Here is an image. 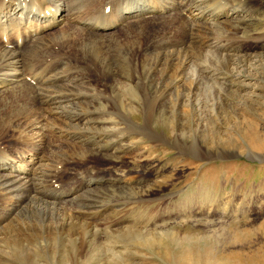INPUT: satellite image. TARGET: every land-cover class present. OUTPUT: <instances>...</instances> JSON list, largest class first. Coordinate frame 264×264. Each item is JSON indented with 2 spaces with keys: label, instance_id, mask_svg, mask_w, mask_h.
Listing matches in <instances>:
<instances>
[{
  "label": "rangeland",
  "instance_id": "rangeland-1",
  "mask_svg": "<svg viewBox=\"0 0 264 264\" xmlns=\"http://www.w3.org/2000/svg\"><path fill=\"white\" fill-rule=\"evenodd\" d=\"M56 1L51 0L50 3L59 9L64 8L68 3V0ZM108 1L110 0L106 3ZM128 1L114 0L111 6L118 5L111 9L134 8V6L127 7ZM224 2L228 7L233 4L246 7L247 13L243 14L244 17L250 16L256 19L242 30L235 27L240 25V22L236 23V20L240 19L237 15L232 16L230 13L227 19L223 18L219 24L214 19V14L209 13L208 20L204 22L207 33L205 35L200 32V34L213 38V41L209 42V44L213 43L210 44L211 46L200 48L191 44L187 48V44L179 39L184 36L185 27H180L179 21H175V18L168 19L169 17L162 20L154 16L148 17L138 23L126 27L116 26V29L104 32L111 33L103 36L105 50L102 56H105L100 62L98 59L97 64L106 65L110 60L118 61L116 57L124 56L132 64L133 71L141 75L139 76V79H142L141 84L146 83L156 94L158 92L161 94L160 87L165 79L162 72L163 69L167 70L169 61L154 69L155 65L152 63L157 58V52L153 50L171 43L176 45L180 41L177 43L179 46L169 49L166 55L170 57L173 54L172 58L176 60V65L181 67L184 65L185 69L182 72L184 80L181 77L183 84L187 80L188 82L194 80V83H201V88L196 95H193L192 90L186 85L180 92L181 107L176 101L177 107L171 108L169 102L177 99V86H182V83L175 86V82L172 88L161 96L162 103L168 105L166 111L169 110L172 117L170 124L161 121L158 125L156 120L153 123L148 122L144 110L145 104L141 105L139 110L138 108L135 110L137 114L133 117L114 105L113 99L107 100L112 107L109 111H105L103 105L95 104L90 98L81 96V99L76 100L74 107L65 103H62L61 107L63 106L64 110L71 114L87 109L97 112L94 111L87 118H84L86 115L80 119L69 117L67 126H64L72 133L75 131L74 133L81 136V139L91 138L97 143L88 142V144L86 141L82 143L81 139L68 142L65 138L47 135L48 144L44 148L49 158L54 152L64 154L66 149L72 150L73 144L77 147V154L81 150L87 153L90 150L97 151L103 145L108 147L105 151L98 149L102 156L93 153V157H90L84 165L75 161L68 162L63 169L61 165H55L58 170L57 176L54 175L55 179L51 180L53 183L62 184L63 181H67L63 184H68L74 179L72 173L76 175L81 172L90 173L91 170L99 171L100 177H104L105 181L81 186L60 200L49 198L50 212L48 208L45 211L49 212L52 218L54 217L53 220L59 217L56 216L57 205L60 209L64 203L72 208L79 206L83 208L93 204L92 209L102 213L97 218L101 229H105L108 223L106 221L123 220L125 223L119 226L118 233L126 232L128 229L144 232L148 223L147 216L152 212L150 216L156 214L154 222L147 226L152 229L151 232L158 234L157 238H159V234L164 229L176 238V242L173 243L166 240L163 245L140 249L125 248V244L131 243L119 240L120 242L116 244V252L122 256L123 264H264V148L253 146V140L254 143H264V0H258L252 5L247 4V0ZM238 8L241 10V7ZM177 14L178 11L172 8L166 16L174 17ZM224 21L228 23H223ZM241 26L244 27L242 24ZM58 30L59 26L55 25L45 33L56 34ZM90 39L94 41L93 38ZM229 41L236 49L227 52L222 47ZM21 49L23 54H27L29 45L26 43ZM143 62L148 64V68L147 66L143 68ZM83 64L78 68L80 79L85 77L91 82L96 95L110 97L109 92L103 91L102 86L105 83L110 90L116 80L108 78V73L106 78L101 75L100 67L99 69L95 65L86 67ZM73 67L75 69L74 64L71 69ZM149 67L153 68V73ZM74 81L76 82L77 78H74ZM119 84L116 81V90L118 87L120 89ZM76 85H78L77 92L86 93L90 90L84 85L80 86L79 83ZM122 87L120 91H123ZM58 89L65 91L64 87H57ZM22 96L24 97L13 93H0V119L8 116L7 106L26 100L27 96L24 98ZM88 101L93 105L86 106ZM102 101L106 106V100ZM127 106L126 108H129ZM133 107L135 109L137 106L133 104ZM186 107L193 111L190 112L192 115L190 125L183 129L179 124V116L175 114L181 112L182 123L184 121L187 123L184 112ZM75 141H78L77 144ZM12 143L15 142L9 140L2 149L9 151L14 146ZM127 148L129 149L126 152ZM120 150H124V154L122 152L120 154ZM104 154L115 156L118 154L124 157L114 163L104 157ZM39 164L40 162H37L35 167L38 173L29 176V179L49 173L50 169ZM17 174L19 175L15 173ZM48 187L46 185L44 188L49 189ZM2 192L11 199L17 194L12 189H5ZM135 192L138 194L136 195ZM33 194L32 192V196ZM26 204L19 211L17 218L31 213L32 207H34L32 209H40L38 199L35 197H30ZM186 204L189 212L183 216L185 218H182L178 213ZM163 220L167 222L161 223ZM110 235L109 237L104 235L102 237L104 239L99 238L98 241L102 246L100 255L104 254L101 264H117V260L109 252L115 240V235ZM91 239H94V236ZM91 253L90 256L86 255L83 258H71V261L73 264H80L90 259L89 263L93 264L96 259L91 260L93 258ZM66 260L68 259L62 261L63 264Z\"/></svg>",
  "mask_w": 264,
  "mask_h": 264
},
{
  "label": "bare ground",
  "instance_id": "bare-ground-1",
  "mask_svg": "<svg viewBox=\"0 0 264 264\" xmlns=\"http://www.w3.org/2000/svg\"><path fill=\"white\" fill-rule=\"evenodd\" d=\"M106 1L68 0L67 5L59 9L50 3L51 0H0V93H13L14 95L27 96L23 102L7 106L9 111H6V114L8 116L0 119V264H29L30 260L31 264H63L62 261L66 258L68 260L64 261V264H73L71 258L75 257L77 259L79 257H86V255L90 256L91 252V257H93L91 260L96 259V261H93V264H101L104 254L102 256L100 255L102 254V246L98 241L104 235L111 236L110 234L112 236L115 235V240L113 243L114 246L109 252L117 260V264H123L122 256L116 252V244L119 240L121 242H130L131 244L129 245L125 244V248L132 247L133 249L143 247L152 248L155 245H163L166 240L172 243L176 242V238H173L169 231H164L163 229V232L159 234V238H157L158 234L156 235L151 232L152 229H149L147 226H149V223L154 222L156 214L150 216L152 212L147 216L148 223L145 225L146 230L144 232L128 229L126 232L118 233L119 226L125 223L123 220L114 222L106 221L108 223H106L105 229H101L97 218L102 213L95 212L92 209L93 204L91 206L86 205L83 208L80 206L72 208L67 207L63 202L64 204L60 206V209L58 208L59 205H57L55 210L57 212L56 216L59 217L53 220L54 217L52 218L49 213V198L60 200V198L81 186H90L93 183L97 184L105 181L104 177H100L99 171L91 170L90 173L81 172L77 173V175L72 173L71 176L74 179L68 184H63L67 181H63L62 184H59V182L53 183L51 180L55 179L54 175L57 176L56 173L58 170L55 165H61L62 169L66 168L67 163L70 161L84 165L90 157H93V153L102 156L99 150L105 151L108 147L103 145L98 148L99 150H90L88 153L78 147L81 151L77 154V147L73 144L71 146V148L73 147L72 150L68 148L64 154L54 152L49 158L44 148L48 144L47 135L51 134L54 137L65 138L68 142L70 140L73 142L75 139L80 141L81 136L79 137L74 133L75 131L72 133L69 131L70 129L65 128L64 125L67 126L68 124L67 119L69 117L80 119L85 115L86 117L84 118H87V116L92 115L91 113L96 110L87 109L71 114V112L67 113L61 105L65 103L74 107L77 103L76 100L81 96L90 98L95 104L103 105V110L105 111H109L112 107L107 100L111 99L112 101L113 99L114 102L112 103H115L114 105L120 107L131 116L133 115V117L134 114H137L135 110L137 108L139 110L140 106L145 104L144 110L147 113L148 122L153 123L156 120L158 125L161 121L166 124L171 123L172 117L170 112L169 110L166 111V106L168 105L162 103L161 96L169 88H172L175 82V86L181 85L180 83H182V72L185 69L183 67L184 65L182 67L177 66L175 63L176 60L172 58L173 54L170 57L166 55L169 49L174 48V46H179L177 43L180 41H176V45L171 43L162 46V44L161 48L153 50V52H157V58L152 63L155 65L154 69H158L164 62L169 61L167 70L163 69L164 72H162V76H165V79L160 87L161 94H158L159 92L156 94L149 89L146 83L141 84L142 79H139L141 75L133 71L132 64L124 56L116 57L118 61H107L108 63L106 65L100 66L97 64L98 59L100 62V59L105 56H102L105 50L103 48V36L110 35L111 33H104L105 31L113 28L116 29V26L120 27L121 25H125L126 27L153 16L160 20L167 17H169L168 19L175 18V21H179L180 27H185L183 29L185 30L184 36L179 39L187 44L186 47L195 44L203 48V46H211L210 44H213H209L210 41H213V38L200 34V32L205 35L207 33L204 22L208 20L209 13L210 15L214 14V19L218 23L223 18L226 20L230 13H232V16L237 15L240 19L236 20V23L240 22V25H236L235 27L241 28L242 30L252 24L256 18L250 16L247 18L244 17L243 14L247 13L246 7H242L241 5L234 6V4L228 7L224 2L225 0H129L127 7L134 6L130 10H120V8L111 9L118 4L111 6L114 0H110L107 3ZM257 1L247 0V4H256ZM238 7H241V10ZM107 8L109 9L108 11H106ZM172 8L176 9L178 14L174 17H170V15L166 16ZM249 13L251 12L249 11ZM223 23L228 22L224 21ZM55 25L59 26V32L47 35L45 33L46 30ZM90 38H93L94 41ZM26 43L29 45V51L27 54H23L21 48ZM222 48L227 52L236 49L230 41ZM170 58L172 59L170 60ZM144 61L147 62L146 60ZM82 63L86 67H93V65L98 69L100 67L99 71H101V75H104L106 78L108 73V78L111 77L110 79L120 83V89L118 87L116 90V81H114L115 84H113L110 90L104 83L102 86L103 91H108L110 97L96 95L93 86L90 84L91 82L87 81L85 77L80 79V76H78V68L81 67ZM73 64L75 69L73 67L72 70L71 67ZM146 66L148 68V64L146 65L144 63L143 68L145 69ZM150 70L152 71L153 68H150ZM74 78H77L76 82L80 86L84 85L90 90L86 89L88 90L86 93L85 91L77 92L76 88L78 85H76L77 83L75 81L73 82ZM193 81H183L184 84L182 83V86H177V99L170 101L169 107H177L176 101H178L177 103L181 107L182 94L180 95V92L185 89L186 85L189 87L188 89L192 90L193 95H196L197 91L201 88V83H194ZM144 86L145 88H143ZM57 87H64L65 91L57 90ZM121 87L123 91H120ZM102 100H106V106ZM90 101L86 103V106L93 105ZM133 104L137 106L135 109L134 107L132 108ZM126 105L129 108H126ZM61 108L63 110L59 111ZM191 111L193 110L187 107L184 110L186 119L188 120L187 123L185 121L182 123L183 118L181 112L180 114H175L179 116V124L182 125L183 129L190 125L192 117L190 115ZM90 120L93 119L90 118ZM137 122L140 123L141 120ZM9 140L15 142L12 143L14 146L9 151H5L2 149L3 145ZM82 141L91 144L94 143V139L91 138H83L81 139ZM96 143L95 141L94 144ZM253 146L264 148V143H254L253 140ZM128 149L125 151L127 152ZM125 151L120 150L119 153L121 154L122 152L124 154ZM104 157L108 160L111 159L115 163V161L122 160L120 158L124 157V155L117 154L115 156L104 154ZM37 162H40L39 165H44L50 169L48 170L49 173L47 172L48 174L44 173L40 177L29 179V176H35L38 173V169L35 168ZM15 173H19V175H15ZM21 174L24 176H21ZM46 185L50 188L45 189L44 187ZM5 189H12L17 194L11 199V197L9 198L3 194L2 191ZM32 192L34 193L33 196ZM135 194L137 195L138 193L135 192ZM30 197L38 199L40 209L36 210L32 209L34 208L32 207L30 208L31 213L26 214L22 218H17L19 211L29 201ZM79 199L82 198L79 197ZM184 207L178 213V215L181 214L180 216L182 218H185L183 216H186L189 212L187 204ZM47 208L49 212L45 211ZM165 222L167 220L161 221V223ZM92 236H94V239H91ZM89 260L82 261L80 264H90Z\"/></svg>",
  "mask_w": 264,
  "mask_h": 264
}]
</instances>
